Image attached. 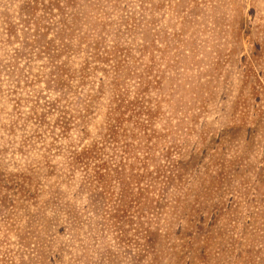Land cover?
I'll return each mask as SVG.
<instances>
[{
  "label": "rangeland",
  "instance_id": "rangeland-1",
  "mask_svg": "<svg viewBox=\"0 0 264 264\" xmlns=\"http://www.w3.org/2000/svg\"><path fill=\"white\" fill-rule=\"evenodd\" d=\"M0 264H264V0H0Z\"/></svg>",
  "mask_w": 264,
  "mask_h": 264
}]
</instances>
